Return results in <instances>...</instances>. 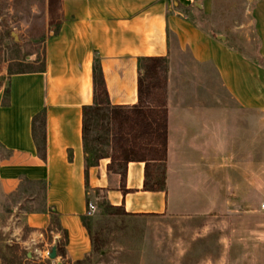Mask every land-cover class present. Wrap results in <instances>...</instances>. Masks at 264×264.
Masks as SVG:
<instances>
[{
  "label": "crops",
  "instance_id": "0c3cea01",
  "mask_svg": "<svg viewBox=\"0 0 264 264\" xmlns=\"http://www.w3.org/2000/svg\"><path fill=\"white\" fill-rule=\"evenodd\" d=\"M211 7L212 0H61L59 26L43 42V69L8 75L7 103L0 89V190L15 194L22 179L45 183L44 209L25 221L40 233L54 213L53 243L63 239L65 250L60 258L76 263L93 252L84 224L91 198L133 217L261 212L264 0L252 4L257 43L247 52L203 28L200 18ZM156 57L168 63V158L164 188L147 191L145 181L155 186L160 163L130 162L124 185L108 170L110 159L87 165L83 108L94 101L95 62L111 106H134L141 60ZM208 71L219 95L201 88ZM41 114L44 159L33 136Z\"/></svg>",
  "mask_w": 264,
  "mask_h": 264
},
{
  "label": "rangeland",
  "instance_id": "374dc122",
  "mask_svg": "<svg viewBox=\"0 0 264 264\" xmlns=\"http://www.w3.org/2000/svg\"><path fill=\"white\" fill-rule=\"evenodd\" d=\"M60 2L0 0V89H7L9 71L43 67V42L59 26ZM253 2L212 0L209 14L201 16L200 22L247 52L257 43ZM205 80L204 91L222 92L213 71H208ZM88 126L90 162L95 163L98 156L111 154L108 117L103 110L95 111ZM44 200L38 184L23 182L8 196L0 190V264H264L263 211L232 208L193 217H123L94 198L97 211L84 222L96 249L81 262L71 263L58 255L63 239L53 243L54 219L40 233L25 221L26 214L44 209ZM54 247L57 257L52 259Z\"/></svg>",
  "mask_w": 264,
  "mask_h": 264
},
{
  "label": "trees",
  "instance_id": "16d2710c",
  "mask_svg": "<svg viewBox=\"0 0 264 264\" xmlns=\"http://www.w3.org/2000/svg\"><path fill=\"white\" fill-rule=\"evenodd\" d=\"M40 69H43V67ZM40 69H25L19 72L9 71L8 74L31 73ZM93 79V104L83 108V142L87 155V165H94L101 159H110L108 170L119 173L121 182L124 185L126 168L130 162H145L147 168L150 162L160 163L162 170L158 174L155 186H149L147 180L145 181L144 189L147 191L162 190L165 186V164L168 158L167 60L161 57L141 60L138 78V104L134 106H111L104 74L98 62L94 64ZM4 92L5 103H7L9 89H5ZM99 110H103L106 117H108L111 133V154L100 155L96 158L95 163H91L88 122L93 112ZM33 136L37 142L39 154L44 159L45 117L43 114L33 119ZM23 182L41 185L45 195V183L22 179L21 183ZM108 208L114 210L116 215L133 217V215L126 213L122 207L108 206ZM52 216L55 220L56 228H58L54 213ZM85 226L87 227L86 224ZM93 248H95V245ZM58 251L59 256H64L65 250L63 247Z\"/></svg>",
  "mask_w": 264,
  "mask_h": 264
},
{
  "label": "built area",
  "instance_id": "2783aa9c",
  "mask_svg": "<svg viewBox=\"0 0 264 264\" xmlns=\"http://www.w3.org/2000/svg\"><path fill=\"white\" fill-rule=\"evenodd\" d=\"M260 210L264 212V203L261 204ZM96 211V206L92 202H89L87 204L86 216L92 217L96 213Z\"/></svg>",
  "mask_w": 264,
  "mask_h": 264
},
{
  "label": "water",
  "instance_id": "95a60500",
  "mask_svg": "<svg viewBox=\"0 0 264 264\" xmlns=\"http://www.w3.org/2000/svg\"><path fill=\"white\" fill-rule=\"evenodd\" d=\"M12 36L14 37V39H15L16 42H19V39H18V37H17L16 34H12ZM56 257H57V249H56V247H54L52 249L51 258L52 259H55Z\"/></svg>",
  "mask_w": 264,
  "mask_h": 264
}]
</instances>
